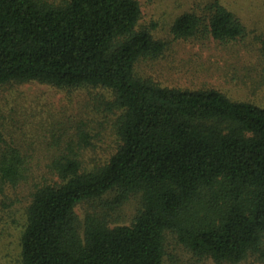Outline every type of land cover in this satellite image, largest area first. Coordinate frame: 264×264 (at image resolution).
Returning a JSON list of instances; mask_svg holds the SVG:
<instances>
[{
    "label": "trees",
    "instance_id": "obj_1",
    "mask_svg": "<svg viewBox=\"0 0 264 264\" xmlns=\"http://www.w3.org/2000/svg\"><path fill=\"white\" fill-rule=\"evenodd\" d=\"M212 7L179 17L174 37L242 38L241 21ZM141 18L138 0H0V89L100 88L113 95L118 116L117 152L95 167L82 160L81 130L44 137L46 161L35 160L37 144L0 133V215L29 203L20 264H164L166 232L216 264L264 256V108L138 78L139 61L165 48L141 30ZM133 196L142 209L130 226L111 227L103 211L82 224L75 214L88 201L113 210Z\"/></svg>",
    "mask_w": 264,
    "mask_h": 264
},
{
    "label": "rangeland",
    "instance_id": "obj_2",
    "mask_svg": "<svg viewBox=\"0 0 264 264\" xmlns=\"http://www.w3.org/2000/svg\"><path fill=\"white\" fill-rule=\"evenodd\" d=\"M60 6L70 0H41ZM142 10L141 30L149 31L164 44L163 54L145 58L136 66V75L164 89L187 92L217 91L234 102L264 108V0H138ZM219 3L243 24L245 32L235 42L223 44L205 34L191 40L176 39L175 21L185 14L206 16ZM205 22L207 18H202ZM113 95L104 89H58L37 82L0 89V133L7 140L35 145V160L49 157L42 140L52 132L61 139L88 137L80 149L90 167L104 165L117 152L118 116L110 110ZM59 130V131H58ZM53 153V152H52ZM27 200L15 202L0 215V264H20L21 239L26 227ZM142 209L140 196L110 210L105 202L88 201L78 205L75 214L84 223L89 214L105 212L111 227L130 226ZM164 264H216L199 258L165 234ZM240 264H264V256L251 255Z\"/></svg>",
    "mask_w": 264,
    "mask_h": 264
}]
</instances>
